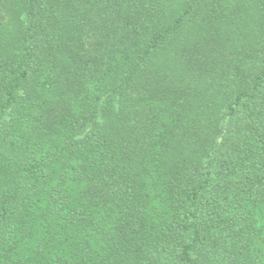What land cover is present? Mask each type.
I'll return each mask as SVG.
<instances>
[{
    "label": "trees",
    "instance_id": "1",
    "mask_svg": "<svg viewBox=\"0 0 264 264\" xmlns=\"http://www.w3.org/2000/svg\"><path fill=\"white\" fill-rule=\"evenodd\" d=\"M0 264H264V0H0Z\"/></svg>",
    "mask_w": 264,
    "mask_h": 264
}]
</instances>
